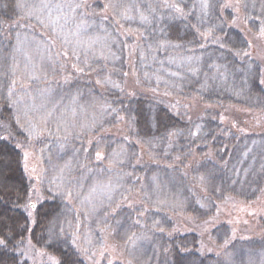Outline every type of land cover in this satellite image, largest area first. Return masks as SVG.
<instances>
[{
    "label": "rangeland",
    "instance_id": "1",
    "mask_svg": "<svg viewBox=\"0 0 264 264\" xmlns=\"http://www.w3.org/2000/svg\"><path fill=\"white\" fill-rule=\"evenodd\" d=\"M12 1L16 18L39 32L15 30L11 39L0 34V98L9 100L28 137L20 148L29 203L60 205L48 242L72 247L85 264H178L171 246L188 250L181 264H264V243H258L264 238V0H133L130 7L125 0H89L88 14L86 0H30L28 7ZM117 22L129 37L119 34ZM131 34L141 38L139 62L150 61L141 69L145 85L170 95L183 117L202 115L207 122L215 116L209 110L225 113L222 141L232 147L221 146V164L210 162L208 171L200 165L191 179L166 168L145 176L143 200L160 208L144 221L147 209L138 201L134 219L153 243L140 235L128 239L121 218L112 227L98 223L102 212L113 215L117 198L136 194L115 169L142 152L136 136L122 145L117 140L132 107L107 96L119 92L124 75V87H134L128 74L138 75V58ZM70 53L84 61L83 70L114 71L98 87L65 80L61 61ZM215 101L227 105L208 104ZM203 125L194 133L202 151L208 142ZM20 251L28 264L57 262L29 239Z\"/></svg>",
    "mask_w": 264,
    "mask_h": 264
},
{
    "label": "trees",
    "instance_id": "2",
    "mask_svg": "<svg viewBox=\"0 0 264 264\" xmlns=\"http://www.w3.org/2000/svg\"><path fill=\"white\" fill-rule=\"evenodd\" d=\"M2 1L7 3L5 4L6 6L3 5L0 7V34L2 36L4 35L6 38L9 37L11 39V35L15 30H25L28 28L34 32H39V29L30 21L23 18L20 20L19 17L16 18L12 0ZM88 1L89 0H86V2H84L86 14H88V12H93L88 8L89 3L86 4ZM93 1L95 0H92V2ZM105 10L106 9H104V12H107V10ZM106 14V17L110 18L108 15L109 13ZM115 27L122 37H129V30L121 28L118 22ZM171 33L179 34L180 31L172 27ZM134 35H136L134 59L136 60V58H138V62H134V71L138 70V75L135 76V72L133 75L132 73L128 74V76L133 77V82H130L134 84V87L131 89L130 83H128L129 86L127 88L124 87L126 81V75H124V77H121V89H119V92L112 95L109 91L107 96L110 99H127L128 105L132 107L131 114L130 112L128 113L131 116H129L127 124H124L126 126H122L123 128L120 126L123 131L118 132L121 138L117 140H119L120 145H122L126 141H129V136H136L138 143L141 142L142 144V152L134 161L126 164H118V168L115 167V169L121 170L118 172H122L121 174L125 180L124 186L127 188L133 186L136 194L134 195V199L128 196L125 197L128 198V201L122 197L117 198L110 208L113 215L107 217L105 214L107 212L109 213V211H104L99 216L100 219L98 222L100 226L112 227L115 220L119 218L123 219L125 222L123 228H128L125 233L128 239L135 238L137 235L143 236L142 233L144 231L146 233L148 232V229L142 228L141 223H136L137 221L134 219L136 216L134 212L136 204L140 202L147 209V211L143 213L144 221L152 217L151 215L154 214V210H159L160 208L157 204H154L156 207L154 206L153 208V205H148V203H146L147 201L143 200L141 184L146 175L153 170H165L166 168L171 171H180V173L185 174L187 178L191 179V170L196 169L197 172L200 165L203 166L204 170L208 171L207 168H209L210 162L221 164V162L218 161L221 159L220 152H222V148L220 149V147L226 145L225 142L222 141V139L225 138L222 136L221 132L225 129V124L222 120V118L225 117V113L209 110L210 113L215 112V116H213V114L212 116L210 115L213 120L209 119L207 122L203 120L201 117L202 115L193 118L188 114L183 117L168 101L173 99L170 95L167 96L163 91L155 87L151 89V87L145 85L141 78V69L145 62L149 63L150 61L143 60L144 62H139L141 59V48L139 50V44L142 46V42L138 34H131V36ZM207 43L208 42L205 40L204 44ZM61 62L65 80L72 82H91L97 87L99 85V80H102L104 76H108L110 72L114 71L110 69L104 72L102 70H98L97 72L83 70L81 65L84 61L77 60L71 53L68 57H64ZM125 72L128 71L125 70ZM192 90L195 91L194 89ZM203 103H206V101H203ZM208 104L218 110V106L227 105V103H218L217 101L208 102ZM222 107L223 106H221V108ZM205 123H210V127L214 128V134L209 133L208 128L203 125ZM195 125H203V128L206 129L204 136L208 142L205 143V150L203 149V151L201 150L203 146H200L202 141L197 142L195 140ZM27 139L26 133L15 119L9 100L6 96L0 98V240L4 241V243L0 245V264H28L20 251L27 239H29L36 248L44 249L54 255L57 259L55 264H85L72 247H65L58 243L54 244L48 242L47 232L50 222L60 211L59 203L54 200H46L34 205V207L29 203L31 184L24 171L23 155L20 148V145L25 143ZM194 140L196 142H194ZM238 141V137L233 138L232 145L234 144L235 146ZM226 146L225 149L228 152L231 151L232 147ZM173 155L176 156L174 157ZM111 168L114 169L113 167ZM112 169L111 171H114ZM133 177L136 178V181L131 180ZM262 182H264V178L260 179V183ZM136 187L137 190H135ZM223 192L227 193L224 188ZM131 200H134V203H130L132 202ZM169 209L173 210L174 208L171 207ZM189 209L193 208L191 207ZM140 216L142 215L140 214ZM113 237L115 239L118 238L117 233H115ZM190 237L191 241L195 244L197 239L195 240L194 235ZM122 240L119 238L120 242H125L126 239H124V241ZM146 240L151 241L148 239ZM175 240L176 237H174L172 241ZM151 242L153 243V241ZM258 243H264V238ZM184 250L185 249L173 248V246L170 247L172 257L178 264H181V261L185 259V257L190 256L186 255L188 250Z\"/></svg>",
    "mask_w": 264,
    "mask_h": 264
},
{
    "label": "bare ground",
    "instance_id": "3",
    "mask_svg": "<svg viewBox=\"0 0 264 264\" xmlns=\"http://www.w3.org/2000/svg\"><path fill=\"white\" fill-rule=\"evenodd\" d=\"M134 3L133 0H125V6L126 7H130L132 4ZM22 6H30V0H24L22 1ZM89 33H92L94 36L96 35L93 31H89ZM32 206V205H31ZM34 207V206H32Z\"/></svg>",
    "mask_w": 264,
    "mask_h": 264
},
{
    "label": "snow or ice",
    "instance_id": "4",
    "mask_svg": "<svg viewBox=\"0 0 264 264\" xmlns=\"http://www.w3.org/2000/svg\"><path fill=\"white\" fill-rule=\"evenodd\" d=\"M13 83H15V82H13ZM98 155H99V153H98ZM3 243H4V241L0 240V245H2Z\"/></svg>",
    "mask_w": 264,
    "mask_h": 264
},
{
    "label": "water",
    "instance_id": "5",
    "mask_svg": "<svg viewBox=\"0 0 264 264\" xmlns=\"http://www.w3.org/2000/svg\"><path fill=\"white\" fill-rule=\"evenodd\" d=\"M33 206V204H31Z\"/></svg>",
    "mask_w": 264,
    "mask_h": 264
}]
</instances>
